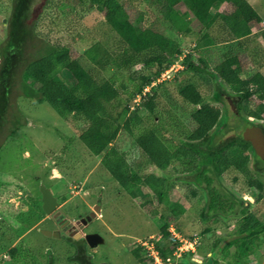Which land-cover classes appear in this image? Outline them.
<instances>
[{
    "label": "trees",
    "instance_id": "16d2710c",
    "mask_svg": "<svg viewBox=\"0 0 264 264\" xmlns=\"http://www.w3.org/2000/svg\"><path fill=\"white\" fill-rule=\"evenodd\" d=\"M148 1L159 9L162 19L177 34L197 32L195 35L199 37L194 49L182 59L184 52H173L174 41L166 36L160 22L143 26L133 0H65L67 5H74L83 19L93 13L99 15L115 33L120 45L139 56L147 70L146 75L139 77L142 82L131 86L129 99L135 101L143 96L146 88L151 89L142 97L141 108L134 109L122 123L112 118L107 105L119 97L120 89L127 91L129 84L122 82L119 85L116 76L98 82L92 72L99 62L92 57H73L66 46L47 45L44 54L24 60L23 43L32 33L24 26L28 16L22 19L20 15L29 8L30 0H14L9 41L3 50L7 66H3L1 74L5 72L3 79H6L11 75V65L23 64L24 97L35 99L39 104L47 103L76 132L77 139L100 160V165L121 189L147 216L159 223L162 237L170 241L169 244H158L156 248L167 263L173 259L179 245L171 239L169 229L185 215L187 207L180 199L167 200L175 191V185H170L167 178L151 173L150 168L162 172L171 169L179 177H185L187 185L196 186L190 190V195L200 206L198 217L202 225H207L210 218H215L217 224L220 216L228 215L227 194L221 186L215 185L217 177L226 171L234 169L243 174L249 185L264 184L250 169V150L253 148L245 136L256 129L248 119L264 122V50L248 53L251 37L261 23L258 12L248 0ZM216 6L221 8L213 14L212 9ZM187 16L194 19V28L188 27ZM215 29L219 34H213ZM234 42L243 52L232 55L219 50V45ZM259 55L260 60L257 59ZM245 58H249V66L254 71L251 75L247 73ZM177 63L183 73L193 74L210 93H220L223 84L228 89V101L238 109V116L207 103L199 87L190 81L179 85L167 80L160 82L162 75ZM0 86H3L1 82ZM161 99L169 104V109H159ZM7 100L8 89L0 87V113L5 110ZM142 108L147 111V126L141 125ZM239 112L246 117V124L236 128L235 122L243 120ZM229 121H232L228 125L230 129H238L236 137L221 147L215 146L214 139ZM136 130L138 134L134 136ZM121 131L134 137L143 156L142 162L130 164L112 145ZM252 154L254 156L253 151ZM163 205L167 214L162 211ZM242 227L244 233L251 232L248 236L251 244L256 238L250 237L264 230L263 223L254 215L246 217ZM208 231L206 226L202 233ZM72 242L69 243L75 249V255L70 261L93 264L87 254L85 239ZM7 243L4 250L12 264H41L22 250V244L14 245L11 239ZM232 243L236 242L226 243V248ZM244 243L236 254L238 258H243L251 248L247 241ZM145 250L137 244L131 253L139 264H154L153 259L144 254ZM193 257L184 255L180 263L196 264L191 260ZM45 264H55L53 257Z\"/></svg>",
    "mask_w": 264,
    "mask_h": 264
},
{
    "label": "rangeland",
    "instance_id": "374dc122",
    "mask_svg": "<svg viewBox=\"0 0 264 264\" xmlns=\"http://www.w3.org/2000/svg\"><path fill=\"white\" fill-rule=\"evenodd\" d=\"M248 2L261 18L259 29L255 30L249 42L248 53L251 55L264 50V0ZM13 5L14 0H0V74L3 66H7L3 50L9 41L8 28ZM133 6L142 18L143 26L158 21L165 27L166 36L174 41L173 52H184L180 59L194 49L199 37L198 34L195 35L197 32L177 34L162 19L159 9L148 0H133ZM220 8L214 7L212 13L215 14ZM26 15L28 19L24 26L32 34L23 43L24 60L44 54L47 45L66 46L71 49L73 57L87 55L99 62L92 72L98 82L103 83L116 76L119 85L122 82L129 84L127 91L120 89L119 97L107 105L113 119L122 123L134 109L141 108L142 97L151 87L146 88L143 96L135 101L129 97L131 86L134 83L139 85L142 82L139 77L146 75L147 70L143 68L139 56L120 45L115 33L99 15L93 13L91 17L83 19L74 5H67L65 0H30L29 8L20 17L23 19ZM186 18L188 27L194 28V19L191 16ZM212 32L214 35L219 34L216 29ZM219 48L221 52L232 55L243 52L237 42L219 45ZM257 59L260 60L261 55ZM245 64L248 75H251L254 71L249 66V58H245ZM177 65L164 77L165 80L178 85L190 81L199 87L207 103L228 109L230 98L228 89L223 84L220 93H210L193 74L183 73L181 65ZM10 72L11 75L6 79H3L5 72L0 76L1 85L8 89L7 106L0 113V264H12L4 250L10 239L14 245L22 244V250L41 264H45L51 257L55 264H75L70 261L75 255V249L70 244L73 242L64 236L69 235L72 225L77 226L79 219L95 212V207L99 208L98 214L82 233V238L84 235L97 234L104 240L103 244L95 248L88 247L87 254L93 264H139L131 253L137 244H169L170 240L164 239L160 233L159 223L147 216L121 189L100 165V160L77 139L76 132L66 121L47 103L39 104L35 99L24 97L23 64L11 65ZM165 80L161 78L160 82ZM214 97L220 100L216 101ZM164 108L169 109V104L161 99L159 109ZM239 114L243 116V120L235 122L236 128L246 124V117L241 112ZM141 117V125L147 126L149 120L144 108L141 109ZM248 120L257 129L264 131L263 121ZM229 124L232 121L226 122L220 129L221 133L213 141L215 146L221 147L236 137L238 129H230ZM137 134L136 130L134 136ZM247 134L245 136L250 138V133ZM112 145L125 155L130 164L143 161L134 137L127 132L121 131ZM252 151L250 150L249 166L255 171ZM149 171L167 178L170 185H175V191L167 198L168 201L180 199L187 207L185 215L176 225H171L182 237L196 242L193 245L194 251L189 249L185 255H194L198 264H211L208 253L212 238L208 234L202 235L201 230L206 225L201 224L198 217L200 206L196 198L190 195V190L196 186L187 185L186 178L179 177L171 169L162 172L150 168ZM41 184L52 191L60 204L53 215L47 216L43 211ZM215 185L225 187L241 198L248 195L245 178L234 169L217 177ZM251 209L264 211L261 205H255ZM162 211L167 214L164 205ZM213 228L216 236L226 235L227 231L222 224L213 225ZM43 230L52 232V236H45L42 234ZM58 232L64 235L58 237ZM171 236L173 239L172 234ZM76 237L79 239V236ZM144 254L148 256V251L145 250ZM263 258L264 248L258 259L252 260L251 264H261Z\"/></svg>",
    "mask_w": 264,
    "mask_h": 264
},
{
    "label": "flooded vegetation",
    "instance_id": "af4514ba",
    "mask_svg": "<svg viewBox=\"0 0 264 264\" xmlns=\"http://www.w3.org/2000/svg\"><path fill=\"white\" fill-rule=\"evenodd\" d=\"M257 128L250 133L249 140L251 141L253 153H254V174L255 177H258L259 180H264V172H261L260 170H264V168L259 167L258 162V155L256 152V148L253 144V136ZM264 132V131H263ZM243 175V174H242ZM246 181V186L248 189L247 196H244L241 198V196H237L235 192L226 189L225 187H222L226 194L228 202V215H222L220 218H218L217 224H222L223 229H225L226 235L221 236L220 234L218 236L214 233L213 225H216L215 218H210L207 222V227L209 229L208 232L202 233V231L205 229V227L201 230L202 235H210L212 238L211 246L208 253V260L212 261L211 264H251L252 260L258 259L260 252L264 248V230H260L259 233H256L254 236H251L250 238H256L254 243H250L251 239L248 238L249 234L251 233H244L242 230V225L244 224L245 218L254 215L255 219L258 220L260 223H263L264 227V211H253L251 207L261 205L264 207V184H252L249 185L246 180V177L243 175ZM231 206V209L230 207ZM56 213V212H55ZM53 213V214H55ZM52 214V215H53ZM91 214V213H90ZM89 214V215H90ZM82 219L78 220L77 226L72 225V230L70 231L69 235H65L64 237H67L68 239L72 241H82V239H85V235L82 238V233L84 228L91 222H89L86 225L82 224ZM242 232V233H241ZM58 237H62L64 234L61 232L56 233ZM79 236V239L76 237ZM245 241H247L250 245L249 252L244 255L243 258L236 257V254L238 251H240L242 244L245 245ZM228 242H236L232 243L231 246L226 248V243ZM89 247V246H88ZM194 263L198 264L197 260L193 257L191 259ZM207 260V261H208ZM203 262V261H202ZM264 263V258L262 260V263ZM203 264V263H202Z\"/></svg>",
    "mask_w": 264,
    "mask_h": 264
},
{
    "label": "water",
    "instance_id": "95a60500",
    "mask_svg": "<svg viewBox=\"0 0 264 264\" xmlns=\"http://www.w3.org/2000/svg\"><path fill=\"white\" fill-rule=\"evenodd\" d=\"M228 111L233 116H238V110L236 107H234L232 102H230V104L228 105ZM253 144H254V147L256 148V152L258 155L259 167L264 168V132L263 130L257 129L255 131L254 136H253ZM40 193L42 196L41 200H42L43 211L47 216H50L53 213H55L60 206L58 199L55 198L52 191L46 188L44 184H41L40 186ZM94 211L95 212H92L88 217L82 219L83 225L88 224L94 218H96L99 208L95 207ZM42 234L48 237L52 236V232L50 231L43 230ZM84 238H85V241L87 242V245L90 248H95L104 243V240L97 234H89L85 236Z\"/></svg>",
    "mask_w": 264,
    "mask_h": 264
},
{
    "label": "built area",
    "instance_id": "2783aa9c",
    "mask_svg": "<svg viewBox=\"0 0 264 264\" xmlns=\"http://www.w3.org/2000/svg\"><path fill=\"white\" fill-rule=\"evenodd\" d=\"M178 66L177 64L173 65L169 70H167L161 78L165 80V76L169 74L171 71L174 70V68ZM161 81V79L159 80ZM139 101V100H138ZM171 234L173 235V239H175L178 243L179 246L177 247L176 251L174 252L173 259L169 262H164L158 249L156 248L155 243L153 242H146L144 244H141L145 247V249L148 251V257L152 258L154 261V264H181L180 261L182 257L190 251L193 250V245H196V242L191 241V239H186L182 237L179 232H176L173 227L169 229Z\"/></svg>",
    "mask_w": 264,
    "mask_h": 264
},
{
    "label": "clouds",
    "instance_id": "9594fccd",
    "mask_svg": "<svg viewBox=\"0 0 264 264\" xmlns=\"http://www.w3.org/2000/svg\"><path fill=\"white\" fill-rule=\"evenodd\" d=\"M140 97V96H139Z\"/></svg>",
    "mask_w": 264,
    "mask_h": 264
}]
</instances>
